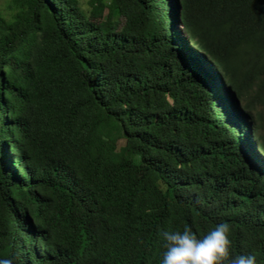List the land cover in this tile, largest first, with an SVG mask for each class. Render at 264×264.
I'll return each mask as SVG.
<instances>
[{
    "label": "trees",
    "instance_id": "trees-1",
    "mask_svg": "<svg viewBox=\"0 0 264 264\" xmlns=\"http://www.w3.org/2000/svg\"><path fill=\"white\" fill-rule=\"evenodd\" d=\"M7 9L0 259L161 264L162 230L227 222L264 264V0Z\"/></svg>",
    "mask_w": 264,
    "mask_h": 264
},
{
    "label": "clouds",
    "instance_id": "clouds-1",
    "mask_svg": "<svg viewBox=\"0 0 264 264\" xmlns=\"http://www.w3.org/2000/svg\"><path fill=\"white\" fill-rule=\"evenodd\" d=\"M255 147L256 151L264 156L258 144ZM246 212L247 207L243 209V213ZM230 230L227 222H221L202 237L188 225H185L182 231L171 228L162 230L160 235L164 251L161 264H257L254 254L230 258ZM0 264L14 262L13 259L6 258L0 259Z\"/></svg>",
    "mask_w": 264,
    "mask_h": 264
},
{
    "label": "rangeland",
    "instance_id": "rangeland-1",
    "mask_svg": "<svg viewBox=\"0 0 264 264\" xmlns=\"http://www.w3.org/2000/svg\"><path fill=\"white\" fill-rule=\"evenodd\" d=\"M8 2H9V0H0V12L2 14H6L7 15L9 13L8 9H7ZM81 2H82L83 5H86L88 0H81ZM106 14H107V12H106ZM176 26H177V29L179 31H183V27H182L181 22H178L176 24Z\"/></svg>",
    "mask_w": 264,
    "mask_h": 264
}]
</instances>
